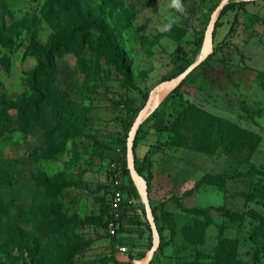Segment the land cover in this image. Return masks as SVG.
<instances>
[{"label": "rangeland", "instance_id": "rangeland-1", "mask_svg": "<svg viewBox=\"0 0 264 264\" xmlns=\"http://www.w3.org/2000/svg\"><path fill=\"white\" fill-rule=\"evenodd\" d=\"M220 1L181 0L178 11L170 0H0V264L133 260L123 242L131 231L84 221L104 214L134 109L201 54L197 42ZM76 13L105 29L86 35L80 54L56 53L51 44ZM220 21L216 51L140 125L136 158L164 228L152 264H264V222L246 214L264 215V197L245 196L264 185V0ZM112 44L136 88L123 84ZM210 118L235 125L232 143L210 133ZM54 135L63 148L49 155ZM82 242L88 248L72 259Z\"/></svg>", "mask_w": 264, "mask_h": 264}, {"label": "trees", "instance_id": "trees-1", "mask_svg": "<svg viewBox=\"0 0 264 264\" xmlns=\"http://www.w3.org/2000/svg\"><path fill=\"white\" fill-rule=\"evenodd\" d=\"M248 2H251V1H246V0H231V1H229L226 4V6L224 7V9L222 10V13L218 19L217 24H216V29L218 28V26L221 25L220 18L223 17L225 14H227L228 11L234 9L236 6H243L244 4H246ZM218 4L213 8V11L218 6ZM71 20H72V22L67 21V20L63 21V24H62V26L58 32L56 39L51 44V47L53 48V50L56 53L61 52V51H66V52H75L76 54H80L81 50H82V46H83V41H85V39H86V35H89V33H91L92 31H95V30L101 32V31H104V29H105V26H104L103 21L101 19L91 18L87 14L76 13L73 15ZM216 29H215V33H214V38L216 35ZM231 30H234V28H232ZM204 36H205V31L202 34L201 41L197 42L198 46L201 45L202 43H204ZM110 49H111L110 50V59H111L112 63L115 65V68L118 71V73L121 75L123 84L129 88H136V84L134 83L130 66L126 63V60H125L123 54L120 52L118 47L114 44L111 45ZM215 51L216 50H214L213 52H215ZM185 54H186V52L184 51V55ZM194 61L190 62L187 66L182 67L180 69V71L174 75V77H176L179 73L184 71ZM189 76H187V78ZM174 77H172V78H174ZM186 79L177 88L172 90L170 92V94L174 95V96L177 94H180V89H181L182 85L185 83ZM144 96H145L144 97L145 100H147L148 96L147 95H144ZM58 98L59 97L57 96V94L54 93L52 90H50L49 103L51 105H53V108L57 109V111L59 110L58 114L61 116V112H64V111H63V109L58 108ZM140 110L141 109H134L136 116L138 115ZM157 114L158 113L154 112L151 115L156 116ZM207 126L209 128L210 133L215 138L220 139L222 141V143H224V142L232 143L233 137L236 135L235 125L233 123L226 122L220 118H215V119L210 118L208 120ZM140 130H141V126L138 129V132H137V135H136V138L134 141L135 160H136V167H137L139 173L146 180V177L143 174V170L138 166V161L136 158V148L138 145V134H139ZM53 140L57 144V147H55V146L49 147V150H48L49 155L55 154L57 152L58 147L63 148V141L61 140V138L57 137V135H54ZM123 166H124L123 167L124 174L126 177L125 185H127L129 187V190H130L129 196L131 199L140 200L139 191H138L137 187L135 186V184L133 183V181L130 177V174H129V170L127 168L126 148H125V157H124ZM66 184L71 185V183H66ZM101 188H102V186L99 185L98 189H101ZM245 196H246L247 200H249V201H253L259 196L264 197V185L261 186L258 190L246 193ZM103 203H104V205H103L104 206L103 216L87 217L85 219L84 223L97 225V226H105V227L108 226L109 220L111 218V214H110L111 207H110V204L108 203L106 197L103 198ZM139 206L141 208V212L143 213V215L146 216L144 203L140 202ZM127 209L128 208H125V211H124L123 215L121 216L120 221L124 218V216H126L129 213ZM152 209H153L156 221H158L159 217L156 213L157 209L154 206H152ZM246 214H248L249 216H251L255 220H260V222H264V215L261 214L260 212H257L253 208H249L246 211ZM225 215H227L228 217H230L233 220H243V216H244L243 214H240L238 212H230V211H226ZM147 227L149 229V241H150V247H151L152 232H151V229H150V226L148 223H147ZM159 229H160V234H161V245L159 247V250H161L162 249V242H163V238H164L163 237L164 228H163V226H161V227H159ZM120 231H122V228H120L118 232H120ZM88 246H89V243L82 242V243H79L78 245H76L74 248H72L71 249L72 259H73V257L83 253L88 248ZM228 256H230V255H228ZM221 261H222V259H221ZM152 262H153V260H152ZM152 262H151V264H152ZM128 264H132L131 259H130Z\"/></svg>", "mask_w": 264, "mask_h": 264}, {"label": "water", "instance_id": "water-1", "mask_svg": "<svg viewBox=\"0 0 264 264\" xmlns=\"http://www.w3.org/2000/svg\"><path fill=\"white\" fill-rule=\"evenodd\" d=\"M231 0H221L218 6L214 9L210 16V20L205 30L204 36V49L201 54L195 59V61L190 64L184 71L179 73L176 77L172 78L168 82H162L157 85L154 89L151 90L148 99L145 105L139 111L127 137L126 142V162L127 168L129 170L130 177L137 187L141 200L144 203L145 211H146V218L148 224L150 226L152 232V244L146 254L142 257L140 261L135 264H151L152 260L154 259L155 254L159 250L161 245V234L158 223L156 221L152 205L149 198V191L148 185L144 177L139 173L136 167V160H135V151H134V141L137 134V131L141 125V123L147 119L151 113L157 108L159 104L156 105V108L150 109L153 94L155 91L163 84L170 83V91L169 93L177 88L186 78L189 76L198 66H200L213 52L214 50V33L216 29V24L218 19L222 13V10L226 6V4ZM246 1H259V0H246Z\"/></svg>", "mask_w": 264, "mask_h": 264}, {"label": "built area", "instance_id": "built-area-1", "mask_svg": "<svg viewBox=\"0 0 264 264\" xmlns=\"http://www.w3.org/2000/svg\"><path fill=\"white\" fill-rule=\"evenodd\" d=\"M124 158L118 162H114L111 165V170L113 173L111 179V185L107 195V201L110 204V214L111 218L109 220V229L113 234L117 233L118 229L124 224L123 219L120 221L121 216L123 215L125 208H128V212H133L136 209V203L138 205L142 200L131 199L129 196V187L125 185V174L123 169ZM121 252H126V247H119ZM137 263V262H136Z\"/></svg>", "mask_w": 264, "mask_h": 264}, {"label": "crops", "instance_id": "crops-1", "mask_svg": "<svg viewBox=\"0 0 264 264\" xmlns=\"http://www.w3.org/2000/svg\"><path fill=\"white\" fill-rule=\"evenodd\" d=\"M135 206V211L133 210V212L128 213L123 218V224H125L123 225V227L127 228L128 231H131L129 234H126V236H124L123 242H127V244H130L132 247L134 246L133 250L130 252L133 256V262L140 261L150 248L147 218L141 212V208L138 203H136Z\"/></svg>", "mask_w": 264, "mask_h": 264}, {"label": "bare ground", "instance_id": "bare-ground-1", "mask_svg": "<svg viewBox=\"0 0 264 264\" xmlns=\"http://www.w3.org/2000/svg\"><path fill=\"white\" fill-rule=\"evenodd\" d=\"M170 87H171L170 83H165L155 91V93L153 94L150 109H153L167 96L168 92L170 91Z\"/></svg>", "mask_w": 264, "mask_h": 264}, {"label": "clouds", "instance_id": "clouds-1", "mask_svg": "<svg viewBox=\"0 0 264 264\" xmlns=\"http://www.w3.org/2000/svg\"><path fill=\"white\" fill-rule=\"evenodd\" d=\"M170 6L177 9L178 11H183L181 0H170ZM170 27L171 23L165 24L161 27V31H166Z\"/></svg>", "mask_w": 264, "mask_h": 264}]
</instances>
